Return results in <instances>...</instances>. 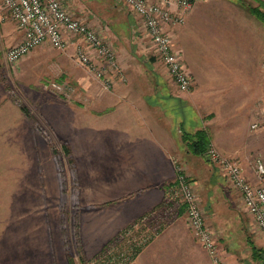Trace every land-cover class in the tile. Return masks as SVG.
Wrapping results in <instances>:
<instances>
[{"label": "crops", "instance_id": "crops-1", "mask_svg": "<svg viewBox=\"0 0 264 264\" xmlns=\"http://www.w3.org/2000/svg\"><path fill=\"white\" fill-rule=\"evenodd\" d=\"M172 9L179 7L173 4ZM2 10L0 0V264H70L61 220L46 213L54 210L48 201L58 186L43 168L38 185L39 164L53 162L52 142L46 132L39 133L38 120L45 129L53 128L55 102L38 90L41 80L29 76L44 58L45 44L10 64L6 50L23 39L24 31ZM166 29L195 79L193 93L179 92L164 64L161 74L158 65L146 72L132 59L129 47L130 60L120 58L130 75L127 81L105 89L98 78H78L76 100L56 109L61 122L57 130L72 148L82 211L94 204L101 217L95 215L90 223L81 216L86 223L81 228L85 255L96 254L119 230L163 207L175 186L176 160L195 180L210 213L207 222L218 226L221 220H237L233 211L243 207L239 195L206 155L188 150L182 131L206 128L211 143L238 158L251 181L264 183L252 167L250 147L255 145L247 134L259 121L262 126L254 130L264 132L262 21L238 0H200L182 23ZM75 43L70 46L74 52ZM136 49L144 50L143 44ZM135 63L146 73L137 71L142 78H135ZM182 105L191 111L188 119ZM227 211L233 219L226 218ZM188 233L186 222H169L130 264H213L208 253L192 246L195 240Z\"/></svg>", "mask_w": 264, "mask_h": 264}, {"label": "rangeland", "instance_id": "rangeland-1", "mask_svg": "<svg viewBox=\"0 0 264 264\" xmlns=\"http://www.w3.org/2000/svg\"><path fill=\"white\" fill-rule=\"evenodd\" d=\"M61 1L66 8L71 10V12L75 17L94 26L98 30V32L105 37L107 42H109L112 46L115 47V49L117 50L118 61L126 76V79L122 80L123 82L127 81V78H130V75L127 74L126 69H124L125 67L121 63L120 58L121 59L124 58V60L127 61L130 60L129 59L130 55L127 56V52H126V49H129V47L133 49L134 57H132V59L136 61L138 66H141L143 69H145V71L146 69H149L151 70V72H154L156 68L155 65H158L157 74H161V70L159 67L163 66V62L158 52L156 51V48L153 44V40L148 34V31L144 26L142 20L139 19L138 17H135V15L132 12V9L129 6H127L120 0H61ZM246 1L256 6L260 5V2L258 0H246ZM262 1L264 2V0ZM262 23L264 25L263 21ZM74 41H76L77 43V44L75 43V46H77L80 43V40L76 38L74 39ZM139 43L143 44L144 50L137 51L136 46H138ZM41 47H43L42 53L44 54L43 55L44 58H42L38 64L36 63L35 71L33 70L31 72L29 78H38L39 82L41 80V83L37 82L38 83L37 87H39L38 90L43 89L46 92L47 96L48 95L50 96L51 94V96L54 98L55 108L53 111L54 114L52 116L54 119L53 120L54 124L52 129L50 130L49 128L45 129V125H42L40 120H38L39 133L44 134V132H46L45 134L50 139L49 141L52 142V151L54 148V152H52L53 162L39 164L38 185H40V183L42 182L40 177L42 175L41 169L43 168L48 173V176L50 175L51 177H53L54 180L53 185L55 187L58 186L57 189L54 188L55 195L53 200H50L49 198L50 202L48 201V203L50 204L48 205V207L50 206L54 210H51L50 212L47 211L46 212L47 217L52 216V218L54 219L61 220V233L69 257L71 255L76 260L77 264H92L93 263L92 260L108 246L112 245L115 248L117 247V244L120 243L119 237L121 234H124V236L126 237H129L130 234L127 232L126 229L127 227L119 230L118 233L115 235V237L105 244L102 250L91 256L85 255L84 257L86 258L87 262L86 263L81 262L80 260L81 253L79 252L80 247H82V250L84 251L83 238H82L83 234L81 228L83 224L86 225V223L83 222V220L81 221V216L83 215L86 221L88 220L90 221V223H93L95 219V215L100 217V214H95V212L93 211L94 204L84 205L86 210L82 211L83 206L81 204L82 197L80 193V187H77L76 184L74 183L76 170L72 162H70L71 158L69 157L67 152L66 153L64 152L63 145L65 141H63L61 133L57 130V127L61 126V122L60 119L58 118V116L60 115H58L56 109L57 108L59 109L60 107L64 106L63 102L68 101L69 103L70 102L73 103L74 100H76V95L78 92V86H77L78 78H92V77L96 78V77L93 72H91L85 65H82L77 60L75 56L76 52H74L75 51L74 47L73 48L69 47L66 50H60L52 47L49 43H46ZM38 48L40 47L38 46ZM99 61H100L99 58L97 57L93 58V62L98 63ZM136 63H135L136 68L132 67L131 69L134 68L133 73L135 74V78H142L141 76L139 77L137 76V71H140L139 74L146 75V73H143L144 71L142 69L137 70L138 66L136 65ZM131 66L133 65L131 64ZM107 72L110 73L109 70H107ZM164 72L165 70H163V73ZM167 77H169V75ZM20 78H25V76ZM153 78H159V76L155 74ZM160 78L162 79L165 77H162L161 75ZM117 81H121V79L120 78L117 79L115 83ZM193 81H194V85H193L192 93L194 92V90H196L194 78ZM50 82H56L62 84L63 89L59 91L54 88L47 87L46 85L49 84ZM190 91L181 92V93L189 94ZM45 97L46 96L44 95L42 98H39V100ZM23 102L24 101H22L21 104L24 106ZM26 102L29 104L32 101L31 99L27 98ZM188 113L189 114L191 113L190 109L187 106L184 107L182 105V114L183 116L185 115L187 119H188ZM261 124L262 121H259V125ZM250 129L251 131H248L247 134H249V139L255 145L254 147H250L251 152L254 154V155L252 154L251 159L253 161L252 167L255 171L254 168L255 159L257 157H261L264 160V132L258 130L255 131L252 125ZM256 129H258V127ZM55 152H57L58 154L55 155ZM57 160L59 161L60 165H58ZM61 171L63 172V176L61 174ZM222 177L225 180L227 187L231 190H234L239 195L238 197L242 201L240 192L237 191V189L233 187L232 184L229 183L228 179L225 176L222 175ZM192 181L196 185L195 180L192 179ZM175 184H176V180H175ZM175 188L176 186H173L171 188V191L173 190L174 192ZM171 191H169V193ZM172 197H173V201L170 204L165 202L163 207L156 212L157 215L154 217V221H153V224H155L156 226L155 228L152 229V232H154V237L152 238V240L163 231V229L169 224V222L173 220L178 219L188 224L186 216L184 214V210L183 213L181 210L183 209L184 205H181L182 201H181L180 193L176 192L175 195H173ZM241 204L243 206L241 209L236 208L233 211V213L237 216L236 221L233 220L232 223L229 222L224 223V221L221 220L218 222L219 225L216 226L214 223H212V220H209V222H207L210 213L206 205L203 203L204 210L206 212L205 214L206 222L208 225L211 223L212 226L211 225L209 226L213 228L214 231L217 233L220 254L221 256H225L223 257L224 264H228L227 261L229 260L233 261L234 264H264V243L261 241V238L264 239V235L257 228V225H255L252 215H250V213L244 207L243 202ZM169 207H172L173 209L169 210ZM179 212H181L182 214ZM228 213H229L228 211L225 212L226 218L233 219L232 218L233 215H230ZM103 214L104 211H102V216L104 217ZM188 227H189V233L187 235L190 236L191 238H194L195 240L192 243V246L196 245L198 250L202 249L205 251V249L200 245V243L194 237L189 225ZM89 228L91 229V231H93V228H91L90 226ZM91 233L92 232H90V234ZM256 240L258 242H256ZM197 248L195 249V251L197 254H200L199 251H197ZM258 252L259 254L262 255L258 256L257 255ZM227 256H230V258L232 259H229ZM115 257H113L112 260L117 264H130L137 256L129 263L125 259L116 260ZM211 260L213 264H216L212 258ZM104 261L105 258H101L98 263L99 264L105 263Z\"/></svg>", "mask_w": 264, "mask_h": 264}, {"label": "built area", "instance_id": "built-area-1", "mask_svg": "<svg viewBox=\"0 0 264 264\" xmlns=\"http://www.w3.org/2000/svg\"><path fill=\"white\" fill-rule=\"evenodd\" d=\"M120 1L138 14L139 19L144 23L156 51L179 91L192 90L193 77L183 62L181 51L174 48L173 38L166 28L168 25L182 23L185 14L200 0ZM173 4L178 5V11L172 9ZM2 6L18 27L24 31L23 39L11 45L6 52L10 64H17L36 47L46 43L54 48L66 50L75 43L76 38L80 40L75 54L77 60L94 73L105 89H111L119 78L126 79L115 47L107 42L94 26L75 17L61 0H2ZM94 57L99 58L100 61L93 62ZM46 86L59 91L63 89V85L56 82H50ZM252 127L256 129L259 125L255 122ZM206 156L218 167L229 183L240 192L244 207L252 215L255 224L264 235V183L257 184L251 181L245 174L239 159L223 154L212 143ZM175 168L176 188L174 192L172 190L167 195L166 202L170 204L173 201L172 196L176 192L180 193L183 203L181 205H184V214L194 237L216 264H224L217 233L206 222V212L196 185L186 168L178 160L175 161ZM254 168L258 176L263 178V158L255 159ZM172 209L169 207V210ZM156 212L146 214L132 224L134 228L129 231V234L133 235L134 240H138L139 244L154 237L152 229L156 226L153 224Z\"/></svg>", "mask_w": 264, "mask_h": 264}, {"label": "trees", "instance_id": "trees-1", "mask_svg": "<svg viewBox=\"0 0 264 264\" xmlns=\"http://www.w3.org/2000/svg\"><path fill=\"white\" fill-rule=\"evenodd\" d=\"M260 2V5L256 6L253 5L251 3H249L246 0H238V2L246 7L253 15H255L258 19H260L261 21L264 22V2L262 0H258ZM182 136L184 141L187 143L188 145V150L195 154V155H200V156H204L206 155V152L209 148V146L211 145V136L210 133L207 131L206 128H201L198 129L194 132H190V131H182ZM64 148V152L69 155V157L71 158V161L75 170H76V165L73 159V153H72V148L70 147V145L68 143H64L63 145ZM53 152H54V148H53ZM58 153L55 152V155H57ZM58 165H60L59 161L57 160ZM77 171H75V180L74 183L76 184V186L78 187V179H77ZM61 174L63 176V172L61 171ZM63 179V177H62ZM64 183V180H63ZM77 190V188H76ZM182 211L184 210L181 209ZM134 227L132 225L128 226L127 232L129 233L130 230H132ZM136 234V233H135ZM136 235H139V233H137ZM118 240V239H117ZM152 240V239H151ZM148 240L142 244L138 243V240H134L133 235H130L129 237L124 236V234H121L119 237V242L117 244V247H113L112 245L108 246L106 249H104L100 254H98L93 260H92V264H99L98 262L100 261L101 258H105V263H101V264H117L116 262H113V257H115V259H125L128 263L131 262L139 253L140 251L151 241ZM118 242V241H117ZM121 244V245H120ZM118 248V249H117ZM79 252L81 253V257L80 260L82 263H86V258L84 251L82 250V247H80ZM258 256L262 255L259 254V252L257 253ZM70 260V264H77L76 260L70 255L69 257Z\"/></svg>", "mask_w": 264, "mask_h": 264}]
</instances>
